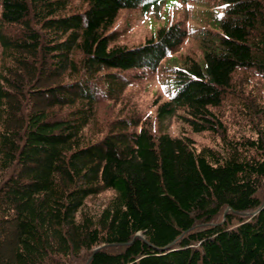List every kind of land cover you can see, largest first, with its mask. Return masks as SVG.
I'll list each match as a JSON object with an SVG mask.
<instances>
[{
	"label": "trees",
	"instance_id": "1",
	"mask_svg": "<svg viewBox=\"0 0 264 264\" xmlns=\"http://www.w3.org/2000/svg\"><path fill=\"white\" fill-rule=\"evenodd\" d=\"M163 1L0 0V264H264V83H246L264 80V0H214L202 58L167 70L157 125L121 115L92 131L99 101L126 106L130 71L190 34L178 19L119 41L122 11ZM229 95L250 135L229 136ZM178 115L221 145L171 134Z\"/></svg>",
	"mask_w": 264,
	"mask_h": 264
},
{
	"label": "rangeland",
	"instance_id": "2",
	"mask_svg": "<svg viewBox=\"0 0 264 264\" xmlns=\"http://www.w3.org/2000/svg\"><path fill=\"white\" fill-rule=\"evenodd\" d=\"M214 0H164L161 4H154L149 10L143 11L140 8L122 11L116 28L120 31L119 41L129 45L137 44L151 36L155 30L168 20H182L190 31L180 49L164 58L155 68H146L141 74L138 70L130 71V84L124 92L126 106H120L108 100H101L97 107V120L92 131L106 126L119 116L137 115L142 122L147 121L153 126L157 125L156 102L164 101L169 96V87L166 85L167 70L172 64H182L186 58L201 59L203 56L199 39L196 35L197 27L207 26L212 19ZM138 75V76H137ZM249 75L245 69H240L236 78ZM244 79V78H243ZM262 85L264 80L253 75L249 81ZM242 83L246 84L242 81ZM235 87L234 93L246 95L243 89ZM247 85L246 91L252 90ZM263 88V87H262ZM256 96L264 95V92L257 86L254 90ZM252 95V94H251ZM248 95V96H251ZM247 96V95H246ZM229 95L222 106L223 118L228 129L229 136L238 137L242 134L250 135L248 129L249 112L245 110L237 99ZM254 98L253 96H251ZM168 130L173 135H187L191 137L197 146L200 145H221L219 136L209 131L195 132L179 115L169 121ZM111 191H104L98 196L89 200L88 210H98L111 196ZM261 195L264 196V178L262 179Z\"/></svg>",
	"mask_w": 264,
	"mask_h": 264
}]
</instances>
